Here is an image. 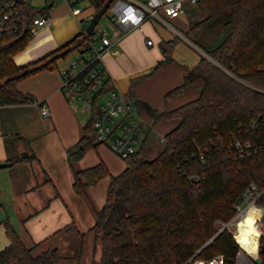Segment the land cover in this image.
Here are the masks:
<instances>
[{
  "label": "trees",
  "instance_id": "obj_1",
  "mask_svg": "<svg viewBox=\"0 0 264 264\" xmlns=\"http://www.w3.org/2000/svg\"><path fill=\"white\" fill-rule=\"evenodd\" d=\"M104 1L87 0L92 13ZM195 4L204 15L185 33L201 52L181 83L164 97L190 90H197V95L152 115L153 123L170 118L176 123L156 144L148 140L147 126L134 151L121 158L123 167L116 174H110L101 160L72 168L71 187L79 195L108 176L105 199L99 208L92 207L89 227L99 247V264H190L215 254L233 264L238 247L246 256H255L259 233L248 223L237 222L234 236L223 228L203 243L216 231V222L232 217L249 182L260 192L254 203L264 206V0H196ZM49 5L16 1L20 19H10L7 30L0 33V103L33 100L16 88V81L53 68L88 38L82 30L37 59L16 65L12 56L31 37V17L47 13ZM168 59L165 53L148 73L162 68ZM107 85L106 76L99 93ZM97 94L91 97L86 121L68 150L70 165L100 143L92 124ZM127 98L136 112L143 107L130 92ZM233 140L247 145L249 153L240 156ZM31 159L32 153L22 152L8 163ZM191 173L202 177L193 181L187 177ZM2 226L8 242L0 248V264H57L55 248L34 253L36 244L25 246L7 222ZM262 229L259 247L264 224ZM257 255L259 264H264V248Z\"/></svg>",
  "mask_w": 264,
  "mask_h": 264
},
{
  "label": "crops",
  "instance_id": "obj_2",
  "mask_svg": "<svg viewBox=\"0 0 264 264\" xmlns=\"http://www.w3.org/2000/svg\"><path fill=\"white\" fill-rule=\"evenodd\" d=\"M181 1L180 13L171 18L174 23L184 20V9L189 15L198 12L192 7L194 3ZM86 3L87 0L81 4L75 1L73 5L81 10L87 7L92 13V7L85 6ZM49 4L53 6L47 11L49 24L38 27L24 47L13 54L16 65L37 59L84 30L88 20H83L85 13L81 10L73 14L65 0H57L55 4L50 0ZM157 23L161 24L147 18L139 27L125 32L114 26L117 36H110V45L101 54L108 85L97 101L108 89L126 98L130 92L132 98L143 105L137 109L140 124H143L139 126H148L155 136L161 137L176 119L153 123L152 115L197 95V90H190L164 97L181 83L185 70L196 62L201 51L198 50L194 62L173 57V40L169 33L155 27ZM146 39H150L149 44ZM165 53L168 61L159 70L148 73ZM64 59L57 60L53 68L40 69L16 81V88L28 93L33 100L0 103V163H4L0 166V248L8 242L2 226L5 221L25 246L36 244L34 253L52 247L58 254L57 264H94L99 257V247L89 230L94 218L92 207L97 209L103 203L108 176L98 179L87 187L84 195H79L71 187L72 168H84L101 160L110 174H116L123 162L97 144L84 150L70 165L67 153L78 138L88 111L77 102L69 103L60 88L57 68ZM39 103L45 104L47 115L39 113ZM137 136L139 139V131ZM22 152L32 153L34 159L8 163L9 158Z\"/></svg>",
  "mask_w": 264,
  "mask_h": 264
},
{
  "label": "built area",
  "instance_id": "obj_3",
  "mask_svg": "<svg viewBox=\"0 0 264 264\" xmlns=\"http://www.w3.org/2000/svg\"><path fill=\"white\" fill-rule=\"evenodd\" d=\"M46 1L48 0H43ZM65 1L73 14L80 12V7L73 5L75 0ZM195 1L189 0L191 3ZM15 4L16 0H0V33L7 30L10 19L14 18L16 21L20 19ZM85 6H88V2ZM181 9V0H109L104 11H107V20L113 27L94 28V25L87 34L89 36L86 41L75 50V55L65 58L57 68L61 77L60 88L68 102L72 104L77 102L82 109L88 111L91 97L96 93L98 96L102 94L99 93V89L107 75L101 63V54L110 45V36H117L114 26L120 27L125 32L139 27L144 19L152 18L165 25L175 35L181 36V33L168 23V20L177 16ZM91 14L90 12L84 14L83 20L87 21ZM30 20L29 31L32 34L38 27L48 25L50 18L48 13H44L35 15ZM145 42L149 44L150 39H146ZM38 106L41 115L48 114L44 103H39ZM96 110L97 114L92 122L95 140L106 143L120 158L134 151L139 144L137 128L141 121L130 100L114 89H108L106 95L97 101ZM233 145L240 156L247 155L250 151L247 145L240 146L237 140H233ZM187 177L197 181L202 176L191 173ZM259 193L254 184L249 182L240 194V201L234 206V217H239L249 206H256L261 209L256 217L257 222L264 212V206L254 203ZM190 264L228 263L221 254H215L206 259H194Z\"/></svg>",
  "mask_w": 264,
  "mask_h": 264
},
{
  "label": "rangeland",
  "instance_id": "obj_4",
  "mask_svg": "<svg viewBox=\"0 0 264 264\" xmlns=\"http://www.w3.org/2000/svg\"><path fill=\"white\" fill-rule=\"evenodd\" d=\"M26 2H29L31 3L32 5L34 6H40L41 3H43V0H25ZM50 0H48L49 2ZM57 0H54V4L56 3ZM78 4V2L81 4V3H85V0H75ZM192 7L194 9H196V11H198L197 13L199 14H187L186 12V9H184L183 11V16H184V20L181 21L180 23H174V21L172 19H169L168 20V23L174 27L175 29L179 30L180 33H181V36H173L172 32L167 28L165 27L164 25H161V24H156L155 27L159 30L160 29H163L164 31H166L167 33L170 34V37L172 38L173 40V45H172V56L175 57V58H178L179 60H183L184 62H194L196 60V57L199 53V48L198 46H196V44L194 43V41L191 39V36L189 35V33H185V28L188 24H190L191 22H193L194 20H197L199 18H201V16L204 15V13L202 11H199L197 10V7H196V4L194 3L192 5ZM53 6L52 7H49L48 11L50 12L52 10ZM83 13H87L89 12V9L87 7H84L82 10H81ZM97 27H104L106 29H108V27L112 28L113 25H111L108 20H107V11H104L98 18L96 24H95V27L94 28H97ZM75 55V51H72L70 53V56H74ZM142 124V123H141ZM140 124V125H141ZM143 125V124H142ZM138 131H139V136H142V131L147 128V126H139L138 127ZM159 137L155 136L151 130L149 131V134H148V140L152 143L154 142V144L159 143ZM100 147H102L103 149H105V152H109L117 161H121V158H119L118 156H115V154H113V152L110 151L109 148H107L105 146L104 143H99L98 144ZM261 212V209H259V213ZM235 214V213H234ZM233 214V215H234ZM232 215V216H233ZM239 217H233L230 222L226 225V229L231 233L232 235V232L235 228V225H234V222L236 221V219H238ZM230 219V218H229ZM228 219V220H229ZM227 220V221H228ZM226 221V222H227ZM225 223V222H224ZM264 224V212L262 214V216L260 217V219L257 221V225L259 226L258 229H259V235L257 237V248H256V253H255V256L254 257H258L257 255V251L259 249V242H258V239H259V236H261L263 234V230H262V226ZM223 225L222 222H216L215 223V227H216V230L221 227ZM254 257H248L246 256L241 249H239L238 247V251L237 253L235 254V257H234V261H233V264H255L253 262V258ZM259 258V257H258Z\"/></svg>",
  "mask_w": 264,
  "mask_h": 264
},
{
  "label": "water",
  "instance_id": "obj_5",
  "mask_svg": "<svg viewBox=\"0 0 264 264\" xmlns=\"http://www.w3.org/2000/svg\"><path fill=\"white\" fill-rule=\"evenodd\" d=\"M16 1L19 2V3L22 2V0H16ZM108 1H109V0H105V1L102 3V5H101L96 11H94V12L91 14L90 18L88 19V21H87V23H86V25H85V27H84V32H85L86 34H89V33L91 32V30H92L93 26L96 24V22H97L99 16L104 12V10H105V8H106V6H107ZM3 165H4V163H0V166H3ZM233 217H234V215H233V216H232L227 222L223 223V225H222L221 227H219V228L214 232V234L211 235V237H210L209 239H207V240L203 243V245H204L205 243H207L210 239H212V238H213V237H214V236H215V235H216L221 229L226 228V225L230 222V220H231ZM263 248H264V241L261 242L259 249L262 251ZM252 260H253V262H254L255 264H259V263H260V259H259L258 257H254ZM94 264H99V257L96 258V259L94 260Z\"/></svg>",
  "mask_w": 264,
  "mask_h": 264
},
{
  "label": "bare ground",
  "instance_id": "obj_6",
  "mask_svg": "<svg viewBox=\"0 0 264 264\" xmlns=\"http://www.w3.org/2000/svg\"><path fill=\"white\" fill-rule=\"evenodd\" d=\"M259 207L256 206H249L248 208L245 209L244 212L241 213L238 219L234 222V225L237 222H243V223H248L251 226V229L255 232L259 233L258 225L256 222V217L260 214L259 213ZM233 235V233H232ZM234 236V235H233Z\"/></svg>",
  "mask_w": 264,
  "mask_h": 264
}]
</instances>
